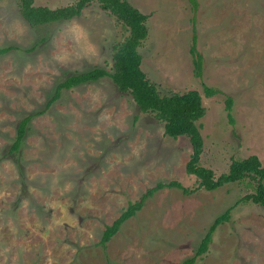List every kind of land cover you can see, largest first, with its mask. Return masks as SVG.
<instances>
[{"label":"rangeland","instance_id":"1","mask_svg":"<svg viewBox=\"0 0 264 264\" xmlns=\"http://www.w3.org/2000/svg\"><path fill=\"white\" fill-rule=\"evenodd\" d=\"M57 8L76 0H33ZM147 16L141 68L161 94L196 89L205 114L200 163L215 175L255 154L264 165V0H198L202 77L189 52L188 0H127ZM128 34L97 2L67 21L31 26L19 0H0V264H181L213 219H228L194 264H264V206L243 197L252 180L199 187L185 170L191 146L164 134L104 77L63 89L67 75L111 71L112 47ZM203 84L220 90L206 96ZM232 98L228 118L226 97ZM33 117L21 150L8 155L21 118ZM164 187L102 246L128 205L158 182Z\"/></svg>","mask_w":264,"mask_h":264},{"label":"trees","instance_id":"2","mask_svg":"<svg viewBox=\"0 0 264 264\" xmlns=\"http://www.w3.org/2000/svg\"><path fill=\"white\" fill-rule=\"evenodd\" d=\"M188 1L192 9L190 18L192 21V35L189 52L192 55L194 74L201 78L203 57L197 49L195 27L198 0ZM92 2H97L103 10L112 14L117 21L127 28L128 34L112 47L111 71L96 66L87 71L67 75L56 85L54 95L47 105L56 99L63 89H70L107 77L118 90L129 93L142 111L152 112L156 119L163 122L166 136L171 138L185 136L188 138L191 152L185 164V170L196 177L199 187L206 190H214L224 184L249 178L252 180L253 191L247 193L243 200L264 206V165L259 157L252 154L241 159H232L225 172L215 175L211 168L200 163L203 151V137L198 122L205 114V106L203 105L200 92L196 89H189L183 92L161 94L156 85L147 78L142 70L141 54L138 48L148 35L146 14L142 13L127 0H76L74 3L57 8L34 5L33 0H19V12L31 26L50 24L67 21L80 15L82 10ZM8 50L9 48L0 49V53ZM203 90L206 96H212L220 92L219 89L204 84ZM225 106L228 111V118L232 122L233 118L230 114L232 98L230 96L226 97ZM32 117L29 114L19 120L16 136L10 143L6 154L16 155L19 153ZM164 187L180 188L184 193L192 191L175 180L166 183L158 182L156 185L147 188L137 200L129 202L111 224L105 226L99 243L105 247L121 225L134 216L149 197ZM228 215V210H226L213 219L193 255L184 258L181 264H194L197 258L207 251L213 232L220 224L227 221Z\"/></svg>","mask_w":264,"mask_h":264}]
</instances>
